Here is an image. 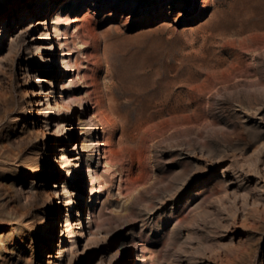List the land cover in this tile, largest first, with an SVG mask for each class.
I'll return each mask as SVG.
<instances>
[{"label":"rangeland","instance_id":"374dc122","mask_svg":"<svg viewBox=\"0 0 264 264\" xmlns=\"http://www.w3.org/2000/svg\"><path fill=\"white\" fill-rule=\"evenodd\" d=\"M79 1L0 0V264H264V0Z\"/></svg>","mask_w":264,"mask_h":264},{"label":"bare ground","instance_id":"6f19581e","mask_svg":"<svg viewBox=\"0 0 264 264\" xmlns=\"http://www.w3.org/2000/svg\"><path fill=\"white\" fill-rule=\"evenodd\" d=\"M67 1H70V4L73 5V6H75V5L79 4V3H82V2L79 1V0H67ZM203 2H204V4H205V3L207 2V0H203ZM47 7L49 8V4H48ZM60 17H61L60 14H57V15H56V19H57V20H55V21L60 22V20H61ZM62 17H63V16H62ZM76 19H77V18H74L73 20L76 21ZM43 24H44V23H43ZM55 35H57V34H55ZM56 63H57V62L54 61V62L52 63V65H55ZM40 81H41V82H44L43 79H41ZM75 128H76V127H73V128H71V129H69V127H68V131H73ZM58 157H60V155H59ZM58 157H54V158L51 159V161H50V168H51V171H53V170L57 167V165H59L60 161H59ZM54 219H55V218H53L52 223H51V225L49 226V228L43 232V238L48 239V243L50 242L51 234H52L53 229H54V226H55V220H54Z\"/></svg>","mask_w":264,"mask_h":264}]
</instances>
